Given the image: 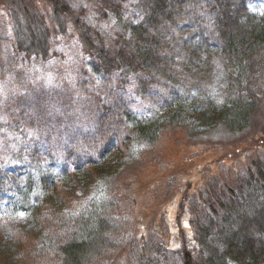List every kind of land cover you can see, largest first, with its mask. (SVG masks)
Listing matches in <instances>:
<instances>
[{"label":"trees","instance_id":"trees-1","mask_svg":"<svg viewBox=\"0 0 264 264\" xmlns=\"http://www.w3.org/2000/svg\"><path fill=\"white\" fill-rule=\"evenodd\" d=\"M9 1L12 43L22 55L49 58L52 35L71 27L94 73L115 78L119 88L133 77L135 91L157 94L155 104L165 110L145 117L124 97L103 102L94 126L66 150L58 177L39 176L42 196L32 220L40 240L52 241L55 264H94L112 255L119 224L108 212L123 201L131 212L143 210L135 214L123 258H112L116 264H264V151L254 161L232 162L258 132L264 145V116L254 113L264 93V10L252 11L249 0H44L46 11L36 0ZM208 70L222 79L218 102L204 93ZM204 113L246 135L234 148L227 135L219 156L210 151L213 159L195 169L198 184L190 183L191 174L170 172L176 176L167 189L157 193L150 185L142 202L136 183L123 177L134 145L149 148L175 126L198 132L196 118ZM82 185L90 186L77 205L66 189ZM177 195L173 219L164 206ZM14 241L17 246L1 250L2 264H53L29 248L31 242Z\"/></svg>","mask_w":264,"mask_h":264},{"label":"rangeland","instance_id":"rangeland-1","mask_svg":"<svg viewBox=\"0 0 264 264\" xmlns=\"http://www.w3.org/2000/svg\"><path fill=\"white\" fill-rule=\"evenodd\" d=\"M6 2L10 1L0 0V264L4 257H1V250L16 245L13 243L15 238L21 241L22 246L31 242L29 248L33 247L34 252L41 254V258L52 260L55 264L58 257L52 241L49 238L40 240L42 234L35 230L37 219L32 220L31 208L41 201L42 196L39 176L46 174L53 179L58 177L65 165L66 150L82 133L94 126L103 102L117 96L124 97L134 110L145 117L162 114L165 110L155 104L159 102L157 94L143 96L135 91L133 77L124 88H119L115 78L111 81L108 77L94 73L88 63L89 56L82 51L71 27L52 35V55L49 58L22 55L12 43L11 17L8 9L4 8ZM36 3L45 11L49 10L44 0H36ZM247 6L252 11L262 12L264 0H249ZM112 21L114 18L102 25L106 26ZM203 77L207 82L204 86L205 95L218 102L221 77L216 70H208ZM260 98L261 103L254 112L256 116H264V93ZM204 114V117L201 114L196 118L198 132L188 131L186 126H175L164 130L158 141L149 148L134 145L133 158L126 162L128 166L123 177L127 178L126 183L131 180L136 183V194L142 202L143 198L149 199L144 191L150 190V185L151 190L157 193L158 190L163 193L167 189L165 183L168 178L176 176H169L170 172L186 173L183 176L191 174L190 183L198 184L201 177L195 169L198 166L205 168L213 159L210 151L219 156L223 152L220 141L225 140L227 135H230L232 148L246 135L243 130L229 132L210 113ZM253 126L257 128L256 119ZM259 135L258 132L256 137L247 138L246 143L251 142L252 145H242L232 162L236 161L235 164L239 166L241 159L254 161L261 157L264 145H258L256 138ZM123 151L120 160L123 158L124 161L126 152ZM167 162L173 165L168 167ZM156 179H159L157 183ZM82 186L66 189L70 199L77 205L86 201L90 185L87 188ZM97 193L101 195V192ZM181 196L177 195L164 206L173 219ZM134 207L131 212L128 202L123 201L120 210H109L108 215L119 224V228L111 235L115 243L111 250L113 254H107L104 260H97L94 264H116L112 258H123V247L138 222L135 214L139 215L143 210V206ZM182 221L187 226L186 220ZM173 225V229L178 231L180 225L176 227L174 222Z\"/></svg>","mask_w":264,"mask_h":264}]
</instances>
